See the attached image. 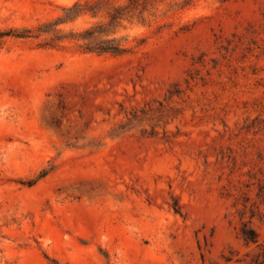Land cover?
<instances>
[{
    "label": "rangeland",
    "instance_id": "374dc122",
    "mask_svg": "<svg viewBox=\"0 0 264 264\" xmlns=\"http://www.w3.org/2000/svg\"><path fill=\"white\" fill-rule=\"evenodd\" d=\"M0 264H264V0H0Z\"/></svg>",
    "mask_w": 264,
    "mask_h": 264
},
{
    "label": "trees",
    "instance_id": "16d2710c",
    "mask_svg": "<svg viewBox=\"0 0 264 264\" xmlns=\"http://www.w3.org/2000/svg\"><path fill=\"white\" fill-rule=\"evenodd\" d=\"M80 4L77 2L75 3L72 7L68 8V12L73 14V16H76L79 14L83 9H79ZM72 17H67L66 19H58L54 23H48L46 24L47 26H51L48 29H40L41 32H50L53 30L52 26L60 23V22H65L66 20H71ZM88 31V30H87ZM85 50L90 51V52H97V53H105V52H110V53H119L121 49L118 47V45L115 43L114 40H101L95 44H87L85 47Z\"/></svg>",
    "mask_w": 264,
    "mask_h": 264
}]
</instances>
